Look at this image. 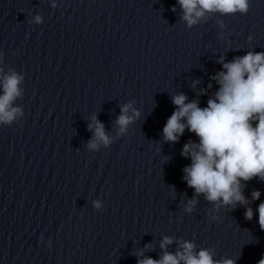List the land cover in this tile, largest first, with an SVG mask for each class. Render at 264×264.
Returning a JSON list of instances; mask_svg holds the SVG:
<instances>
[{
  "label": "clouds",
  "instance_id": "clouds-1",
  "mask_svg": "<svg viewBox=\"0 0 264 264\" xmlns=\"http://www.w3.org/2000/svg\"><path fill=\"white\" fill-rule=\"evenodd\" d=\"M177 3L183 12L181 19L189 28L203 21L208 13L244 15L251 6L250 0H177ZM35 21L39 23L41 17L36 16ZM219 23L223 28V22ZM3 56L4 53L0 52V65L3 64ZM217 63L223 70L211 78L218 88L207 100L206 107H201L199 100L189 101L183 93L172 97L175 110L163 127V140L176 143L186 130L198 138V142H186L181 152L191 160L190 165L183 168L182 179L194 190L185 212L191 213L198 202L196 197L203 195L217 211L221 207L246 206L245 219L251 221L254 211L250 204L259 200L261 193L252 191L249 200L244 195V188L253 179L264 182V51L249 50L230 61L222 56ZM24 79V74L15 69L5 73L0 67V125H11L23 115L22 107L15 101L24 94L21 87ZM199 83V80L193 81V88ZM211 88L210 83L208 89ZM208 89H201V94ZM133 103L121 106V114L115 121L118 128L115 137L109 136L104 124L92 117L88 128L93 131V137L87 143L88 150L99 151L101 145L108 147L115 138L127 133L129 126L140 116ZM93 204L96 209L102 206L99 200ZM255 211L258 212L259 227L264 230V201ZM173 242V238L168 236L161 240L159 259L144 257L143 251L137 252V264H236L230 258L214 259V248L197 251L192 241H177L175 253L169 252L168 246ZM48 246L51 247V241ZM151 247L145 245V250ZM258 264H264V258Z\"/></svg>",
  "mask_w": 264,
  "mask_h": 264
}]
</instances>
